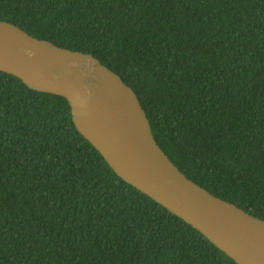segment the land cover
<instances>
[{
    "label": "trees",
    "instance_id": "trees-1",
    "mask_svg": "<svg viewBox=\"0 0 264 264\" xmlns=\"http://www.w3.org/2000/svg\"><path fill=\"white\" fill-rule=\"evenodd\" d=\"M0 20L94 55L179 170L264 220V0H0ZM0 264H237L122 180L66 98L0 71Z\"/></svg>",
    "mask_w": 264,
    "mask_h": 264
},
{
    "label": "water",
    "instance_id": "water-1",
    "mask_svg": "<svg viewBox=\"0 0 264 264\" xmlns=\"http://www.w3.org/2000/svg\"><path fill=\"white\" fill-rule=\"evenodd\" d=\"M0 71L66 98L79 133L125 182L203 234L237 264H264V220L199 186L157 143L135 91L89 53L0 20Z\"/></svg>",
    "mask_w": 264,
    "mask_h": 264
}]
</instances>
